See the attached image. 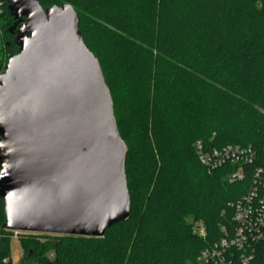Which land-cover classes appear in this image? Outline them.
Segmentation results:
<instances>
[{"label": "trees", "instance_id": "16d2710c", "mask_svg": "<svg viewBox=\"0 0 264 264\" xmlns=\"http://www.w3.org/2000/svg\"><path fill=\"white\" fill-rule=\"evenodd\" d=\"M38 1L73 6L101 64L128 147L131 213L103 237L16 234L0 198V264H13L15 234L23 264H199L234 231L252 180L230 182V164L209 170L198 143L264 148V0ZM0 8L8 64L19 53L16 20L7 0ZM250 264H264V244Z\"/></svg>", "mask_w": 264, "mask_h": 264}, {"label": "water", "instance_id": "95a60500", "mask_svg": "<svg viewBox=\"0 0 264 264\" xmlns=\"http://www.w3.org/2000/svg\"><path fill=\"white\" fill-rule=\"evenodd\" d=\"M19 53L0 75V198L8 230L103 237L131 213L128 147L73 6L7 0ZM15 31V32H14Z\"/></svg>", "mask_w": 264, "mask_h": 264}, {"label": "built area", "instance_id": "2783aa9c", "mask_svg": "<svg viewBox=\"0 0 264 264\" xmlns=\"http://www.w3.org/2000/svg\"><path fill=\"white\" fill-rule=\"evenodd\" d=\"M198 148L201 161L209 170L230 164L234 171L229 174V181L242 182L250 176L252 186L235 205L234 231L203 249L197 261L199 264H250L257 246L264 244V148L229 145L205 152L201 143Z\"/></svg>", "mask_w": 264, "mask_h": 264}, {"label": "rangeland", "instance_id": "374dc122", "mask_svg": "<svg viewBox=\"0 0 264 264\" xmlns=\"http://www.w3.org/2000/svg\"><path fill=\"white\" fill-rule=\"evenodd\" d=\"M7 17H8V14L5 12L0 15V71L5 70L6 64H7V62L1 64L2 61H4V58L6 56L5 43L6 41H8L7 37L5 36L3 32V28H2V26H5L9 22ZM11 25L9 24V27ZM195 226L197 228H200L199 223H197ZM9 250H10V257L12 259L13 264H23V257H24L25 250L21 242L18 240V235L15 234V236L11 239ZM29 264H37V263L35 262V263H29Z\"/></svg>", "mask_w": 264, "mask_h": 264}, {"label": "flooded vegetation", "instance_id": "af4514ba", "mask_svg": "<svg viewBox=\"0 0 264 264\" xmlns=\"http://www.w3.org/2000/svg\"><path fill=\"white\" fill-rule=\"evenodd\" d=\"M15 32V31H14ZM14 34V33H13Z\"/></svg>", "mask_w": 264, "mask_h": 264}]
</instances>
